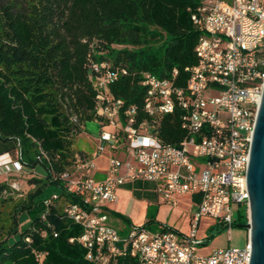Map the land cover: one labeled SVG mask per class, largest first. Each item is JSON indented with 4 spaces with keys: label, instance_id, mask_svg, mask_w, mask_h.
Returning a JSON list of instances; mask_svg holds the SVG:
<instances>
[{
    "label": "built area",
    "instance_id": "1",
    "mask_svg": "<svg viewBox=\"0 0 264 264\" xmlns=\"http://www.w3.org/2000/svg\"><path fill=\"white\" fill-rule=\"evenodd\" d=\"M191 21L199 32L196 63L185 68L183 86L175 83L176 69L167 77L141 73L145 117L140 121L135 105L126 106L109 92L111 84L129 74L128 68L108 61L88 63L100 113L98 143L90 155L75 153L72 169L61 174L66 192L79 198L61 210L80 226V234L69 242L84 248L90 264H115L126 256L136 264H249L248 231L242 248L199 255L197 247L205 239H196V229L201 217L208 216L230 239L234 204L246 207L248 219L246 173L264 86V0H199ZM176 110L185 136L173 146L158 133L162 118ZM104 126L115 129L106 131ZM104 146L113 155L105 178L95 181L88 172ZM14 165L23 171L17 160ZM134 182L152 184L158 201L172 206L181 197L190 198V232L179 237L169 229L151 232L142 226L119 236L108 224L104 205L117 201L120 187ZM56 199L52 195L45 204Z\"/></svg>",
    "mask_w": 264,
    "mask_h": 264
},
{
    "label": "trees",
    "instance_id": "2",
    "mask_svg": "<svg viewBox=\"0 0 264 264\" xmlns=\"http://www.w3.org/2000/svg\"><path fill=\"white\" fill-rule=\"evenodd\" d=\"M198 2L0 0V139L7 144L0 156L13 152L23 170L40 165L44 171L0 237V264H90L84 248L69 242L80 234V226L61 210L79 199L66 192L61 179L73 167V137L97 117L88 63L128 68L109 92L126 106L135 105L140 121L145 117L141 73L167 77L176 69L175 83L183 86L185 68L196 63L199 32L191 14ZM158 136L173 146L184 138L179 111L162 118ZM139 185L126 186L139 195ZM8 190L0 183V202ZM52 195L57 199L45 204ZM243 209L236 227L248 222ZM115 264L136 260L120 257Z\"/></svg>",
    "mask_w": 264,
    "mask_h": 264
},
{
    "label": "rangeland",
    "instance_id": "3",
    "mask_svg": "<svg viewBox=\"0 0 264 264\" xmlns=\"http://www.w3.org/2000/svg\"><path fill=\"white\" fill-rule=\"evenodd\" d=\"M155 49V48H153ZM86 123L84 129L73 137L72 150L75 153L86 152L92 154L98 143L99 117ZM104 130L112 131L115 127L104 126ZM7 145L0 139V151ZM11 153V152H10ZM14 153L12 152L11 155ZM113 153L108 146H104L103 151L92 160L95 168L90 169L88 176L95 181L105 178L107 161ZM120 157L119 155H116ZM4 160H0V183L6 184L10 190L5 194L4 202H0V237L5 236V232L13 224V211L19 203H22L29 190H32L41 179L43 168L37 165L30 172L24 168L17 171L14 162L17 159L3 155ZM3 157H0L3 158ZM203 162V161H200ZM152 184H145L146 190L140 195L134 193L133 189L122 188L118 190V199L115 202H107L104 207L109 215L108 224L117 230L121 237H125L133 227H146L151 232L169 229L176 232L179 237H183L190 232L191 217L194 203L188 197H181L175 206L164 203L156 198L151 192ZM232 212L236 220L238 212H243V205H232ZM150 220V221H149ZM213 233V234H212ZM247 230L233 226L230 231V239L226 229L217 226L216 220L203 216L196 229V239H206V243L197 247L199 255H207L214 249L242 248L246 244ZM213 235V236H211Z\"/></svg>",
    "mask_w": 264,
    "mask_h": 264
},
{
    "label": "water",
    "instance_id": "4",
    "mask_svg": "<svg viewBox=\"0 0 264 264\" xmlns=\"http://www.w3.org/2000/svg\"><path fill=\"white\" fill-rule=\"evenodd\" d=\"M249 197L248 231L251 255L249 264H264V86L257 112L246 173Z\"/></svg>",
    "mask_w": 264,
    "mask_h": 264
},
{
    "label": "crops",
    "instance_id": "5",
    "mask_svg": "<svg viewBox=\"0 0 264 264\" xmlns=\"http://www.w3.org/2000/svg\"><path fill=\"white\" fill-rule=\"evenodd\" d=\"M3 155H4V154H3ZM6 156H7V157H14V158L16 159V154L11 155V153H10V154L7 153ZM3 158H5V157H3ZM138 183L140 184V185H139V193L141 194L143 191L146 190V188H145V184H147V183H144V182H138ZM127 184H128V183H127ZM127 184L121 186L120 189H122V188L132 189V188H129L128 186H126ZM117 193H118V191H117ZM140 194H139V195H140Z\"/></svg>",
    "mask_w": 264,
    "mask_h": 264
},
{
    "label": "bare ground",
    "instance_id": "6",
    "mask_svg": "<svg viewBox=\"0 0 264 264\" xmlns=\"http://www.w3.org/2000/svg\"><path fill=\"white\" fill-rule=\"evenodd\" d=\"M5 158H1L0 160H4Z\"/></svg>",
    "mask_w": 264,
    "mask_h": 264
}]
</instances>
